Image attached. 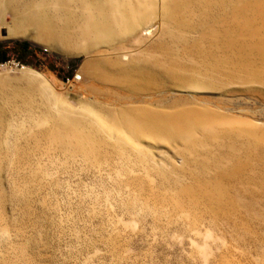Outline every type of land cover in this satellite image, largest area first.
<instances>
[{"label":"rangeland","instance_id":"rangeland-1","mask_svg":"<svg viewBox=\"0 0 264 264\" xmlns=\"http://www.w3.org/2000/svg\"><path fill=\"white\" fill-rule=\"evenodd\" d=\"M36 7L56 37L8 35ZM0 31V264H264V0H0Z\"/></svg>","mask_w":264,"mask_h":264},{"label":"bare ground","instance_id":"bare-ground-1","mask_svg":"<svg viewBox=\"0 0 264 264\" xmlns=\"http://www.w3.org/2000/svg\"><path fill=\"white\" fill-rule=\"evenodd\" d=\"M93 7L89 6L85 9V15H86V27L81 32V35L86 33L82 42V45L87 47L86 53L91 56V59L88 61L89 64L94 63L98 68H101L99 71L94 72V74L91 77L93 82L96 81H107L103 76L105 75V71L103 69H106L107 72L109 70L107 67L109 66L110 61L108 60L107 56H109L111 53L104 52L100 50L99 47L105 46L113 51H119L118 49H112L110 48V45L112 44L110 42V38L112 36V30L110 25L103 23L99 21V16L95 14V12L92 10ZM38 8H34L29 16L22 17L19 14L16 15V18L14 20V25L11 28V31L8 35L10 36H17L19 35H26V27L25 24L29 22V25L32 29L36 31L38 34H50L51 36L55 35L54 28L50 25H47L42 22L40 19V12H38ZM114 18L115 20H120V23L122 26L127 27L128 24L130 25V21H132L134 24H136V14L133 10L129 9V15L128 18H126L124 15H122L120 8L114 6ZM135 27L129 28L131 33L135 32L138 29H141L142 26L136 24ZM147 29L143 28L141 32H146ZM151 31V29H149ZM110 34L109 36L107 34ZM139 33L136 32L135 36H137ZM124 35H127V31H125ZM17 38V37H16ZM72 36H69L66 38L68 39V42L71 43L70 40ZM262 51L264 53V48H262ZM93 83V84H94ZM148 124H150V127L154 128L157 131H168V130H175L176 133L181 134L186 131H193L196 126L203 125L205 120L200 115L199 112L190 109V110H183L178 112H167V111H161V110H155V109H148ZM163 117H169L172 118L174 125L167 124L163 121ZM127 142V141H126ZM261 143L264 145V138L261 139ZM129 145V142H127Z\"/></svg>","mask_w":264,"mask_h":264},{"label":"trees","instance_id":"trees-1","mask_svg":"<svg viewBox=\"0 0 264 264\" xmlns=\"http://www.w3.org/2000/svg\"><path fill=\"white\" fill-rule=\"evenodd\" d=\"M29 45L25 44L22 46V56H27L29 54ZM9 62L8 53L4 52L0 47V65H4Z\"/></svg>","mask_w":264,"mask_h":264},{"label":"built area","instance_id":"built-area-1","mask_svg":"<svg viewBox=\"0 0 264 264\" xmlns=\"http://www.w3.org/2000/svg\"><path fill=\"white\" fill-rule=\"evenodd\" d=\"M0 34H2V32L0 31ZM7 64V63H6ZM5 65V64H4Z\"/></svg>","mask_w":264,"mask_h":264}]
</instances>
